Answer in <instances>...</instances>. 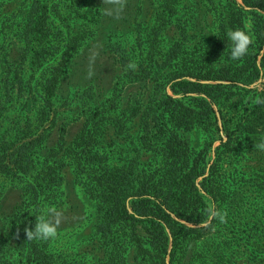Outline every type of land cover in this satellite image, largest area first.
<instances>
[{
	"label": "trees",
	"instance_id": "obj_1",
	"mask_svg": "<svg viewBox=\"0 0 264 264\" xmlns=\"http://www.w3.org/2000/svg\"><path fill=\"white\" fill-rule=\"evenodd\" d=\"M53 1L0 0V179L21 191L0 212V264L206 263L199 241L219 232L264 264V170L249 164L262 151L264 90L246 88L264 78V0L115 2L124 25H112L120 70L108 94L72 83L97 30L70 24L103 23L106 0H73L68 24ZM237 27L251 43L233 60L226 33ZM132 86L141 92L126 95ZM72 195L75 227L89 230L79 250L27 239L37 216L69 214ZM220 248L207 264L236 257Z\"/></svg>",
	"mask_w": 264,
	"mask_h": 264
},
{
	"label": "rangeland",
	"instance_id": "obj_2",
	"mask_svg": "<svg viewBox=\"0 0 264 264\" xmlns=\"http://www.w3.org/2000/svg\"><path fill=\"white\" fill-rule=\"evenodd\" d=\"M73 0H54L50 5H55V8L57 10V14L59 15V18L61 20H65L68 24V21L70 22V18L73 17L70 13H73V5H72ZM119 2L121 3V7L125 8L124 5H127L128 3L133 4V0H113L112 2H108L106 0L105 5V13L106 16L103 17V23H99L97 25H92L91 23L87 22H81L83 21V18L79 17L77 14L76 18L70 22L71 25H74V29H82L83 26L88 25L92 27L93 29L97 30V34L95 36H91L89 41L85 43L83 49L80 51V56L75 58L73 62L74 67L73 69L75 70L72 74L73 78V84L75 86H83L84 84L88 83H94L98 84L99 86L105 88V92L108 94V89L112 84L116 82V76L119 74V65L115 62L118 59V55L115 52L110 51L109 44L113 40V42L120 37H117V35L113 34L112 32V25H116L120 23L119 25V31L120 27L123 28V25L121 23V17H115V6L114 3ZM143 17V15H140V19ZM248 19L251 18V16L247 17ZM118 22V23H117ZM249 24H251L249 22ZM126 25V24H125ZM126 26H124L125 28ZM126 29V28H125ZM118 31V32H119ZM126 31L122 33H126ZM129 40L127 42L122 43L123 45L128 44ZM121 51H119V55H121ZM264 53V52H263ZM261 58V57H260ZM72 62V64H73ZM116 66H115V65ZM72 66V65H70ZM118 70V72H116ZM68 80V79H66ZM240 87H244L242 84H240ZM247 89L253 88L258 90V92H261L264 90V78H260L256 83H254L251 86H247ZM143 91V90H142ZM72 92V89H71ZM141 90L136 88V86H132L130 90L126 92V95L129 93H139ZM170 94L171 92L168 91ZM77 93V92H76ZM81 93L78 92L76 97H79ZM234 100L235 99H230V101L226 102V108H232V110L235 109L234 105ZM233 105V106H232ZM216 110H218L216 108ZM218 115L220 116V113L218 112ZM13 116V115H12ZM221 118V116H220ZM221 122V119H220ZM70 135L69 139H72V136L76 134L79 130V124L74 123L71 125L70 128ZM223 130V129H222ZM220 131L219 136H222L224 140L226 141V135L224 131ZM71 137V138H70ZM220 145V141L217 140L214 145H213V152L211 153L212 159L214 160L216 157V148L217 146ZM259 148V147H258ZM262 150L261 152L259 151H254L253 155H251L252 160L249 162L250 167L252 169H260L264 170V149L259 148ZM70 178V177H69ZM68 182H70V179H68ZM5 184H8L6 180L3 178L0 179V188L3 187ZM73 188L72 186L69 187V194H72ZM3 195L0 197V212H4L6 214L11 213L14 206L16 203L19 201V197L21 195V191L17 188H12L10 184H8L7 188L3 191ZM256 193L249 192L247 193L246 199H249L253 204L258 205L259 200H254L253 197H255ZM69 202L67 204L66 209H62L64 213H69V214H63V219L60 217V215L57 214H50L48 218H50L53 222L56 220H59L58 224V229L60 232H57V235L54 239L58 240V242H54L57 247L60 249H63L66 253L70 254L74 250H79L82 247V244L79 245L80 239L83 238L82 236H88L89 230L88 226L85 228H80V227H75L74 222L78 221V215L82 211V205L80 203V198L72 195L71 198H69ZM71 203H74V205H71ZM60 205V204H59ZM58 211H55V213ZM77 214V216H76ZM75 215V216H74ZM66 221H68V226L66 225ZM227 233L226 232H219L218 234L212 235L205 237L204 239H201L199 241V250L203 252L207 257H205V260L207 262L211 261L210 254L213 253V250L209 254V249H212L217 246L221 245V248L218 249L219 252H221V249L225 248L229 250V252L235 254L236 257L233 258V261H229L231 263H226V264H233L234 262H237L238 264H258L256 261L253 260V256H251L250 252H246V248H249L248 244L246 243L247 246H245V249L240 245V242L238 244L234 243L236 240H231L228 241L227 239ZM225 239L229 242L228 244L224 245ZM54 241V240H52ZM229 247V248H227ZM244 249V250H243ZM251 251V250H250ZM213 259V258H212ZM203 260L198 261L196 264H207ZM214 264H221V261L219 259L214 260ZM235 263V264H237ZM209 264V263H208ZM225 264V263H224Z\"/></svg>",
	"mask_w": 264,
	"mask_h": 264
},
{
	"label": "clouds",
	"instance_id": "obj_3",
	"mask_svg": "<svg viewBox=\"0 0 264 264\" xmlns=\"http://www.w3.org/2000/svg\"><path fill=\"white\" fill-rule=\"evenodd\" d=\"M228 39L231 42L230 57L233 60H238L243 57L249 48L251 43V35L249 32L242 28L229 29L226 33ZM128 68L135 69V63L130 62L127 65ZM259 148L264 149V141L259 145ZM49 212L52 209L48 210ZM59 220L53 222L46 214H42L36 217L35 223L32 227H26L25 233L27 239L49 240L57 235V227Z\"/></svg>",
	"mask_w": 264,
	"mask_h": 264
}]
</instances>
